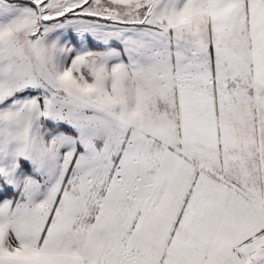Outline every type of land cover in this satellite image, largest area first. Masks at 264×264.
Instances as JSON below:
<instances>
[{"label":"snow or ice","instance_id":"1","mask_svg":"<svg viewBox=\"0 0 264 264\" xmlns=\"http://www.w3.org/2000/svg\"><path fill=\"white\" fill-rule=\"evenodd\" d=\"M0 264H264V0H0Z\"/></svg>","mask_w":264,"mask_h":264}]
</instances>
